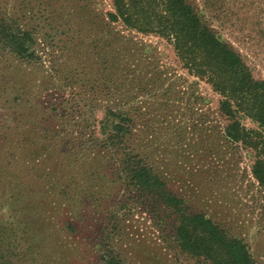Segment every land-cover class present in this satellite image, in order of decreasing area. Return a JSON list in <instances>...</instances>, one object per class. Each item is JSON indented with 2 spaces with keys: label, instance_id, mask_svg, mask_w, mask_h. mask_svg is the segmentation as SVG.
<instances>
[{
  "label": "trees",
  "instance_id": "1",
  "mask_svg": "<svg viewBox=\"0 0 264 264\" xmlns=\"http://www.w3.org/2000/svg\"><path fill=\"white\" fill-rule=\"evenodd\" d=\"M21 1L17 8H10L12 11L0 4L1 65L19 74L33 69L44 78L35 86L37 93L52 89L50 94L62 99L49 96L47 103L40 101L30 108L27 89L23 85L10 86V76L0 74L4 81L0 86V264H52L53 252L47 254L36 244V234L20 218L24 212L42 211L36 202L39 194L52 195V207L55 191L63 196L72 193L66 199L75 197L72 206L81 212L87 198L101 200L110 184L116 188L109 211L119 220H112L109 228H118L124 216L138 209L147 212L157 229L156 238L167 249L176 248L207 264H253L243 241L229 234L211 215L193 210L172 192L142 152V145L134 141L137 120L144 115L138 106H133L136 91H148L160 74L155 69L148 74L127 66L130 56L141 53L131 31L163 39L186 74L205 82L217 94L215 112L220 121L203 115L198 120V131L216 136L235 155V160L243 156L248 160L252 178L249 183L264 200V79L253 78L239 53L212 28L215 0H110L111 9L100 16L98 36L95 34L91 45H87L92 51L90 68L101 66L100 76L90 78H85L87 70L82 65L69 62L62 51L71 41L69 34L76 33L81 42L86 39L79 38L86 36L79 33L83 27L90 30L89 25L72 28L71 21L78 10L90 15L88 4H80L79 0ZM58 30L66 33L57 38L60 46L54 43ZM124 30L128 32L125 34ZM61 79L66 86L73 84L66 89L67 95L62 94L65 85L58 83ZM85 85L87 100L79 104L82 99L74 101L77 92L73 90ZM13 89L16 92L11 97L9 92ZM96 105L103 109L102 116L98 120L84 117L86 132H81V124L75 123L69 112L74 110L75 117L80 118V109L88 106L86 111L91 116ZM37 114L45 124L38 132L34 129L38 122L24 117L33 119ZM42 114L45 116L41 118ZM243 120L251 125L246 126ZM188 127L190 124H184L181 130ZM34 131L40 135L46 132L40 136L43 142L29 136ZM61 143L62 154L72 153L71 163L80 172L65 184L56 183L53 172L55 160L64 159L58 152ZM52 156L55 158L50 165L41 170L40 165ZM82 165L87 168L82 169ZM89 176L94 181L98 178L99 184L84 180ZM21 180H26V185ZM39 181L46 183L44 191L38 190ZM97 239L98 243L89 248L97 253L98 264H120L114 248L101 244L103 236Z\"/></svg>",
  "mask_w": 264,
  "mask_h": 264
},
{
  "label": "rangeland",
  "instance_id": "2",
  "mask_svg": "<svg viewBox=\"0 0 264 264\" xmlns=\"http://www.w3.org/2000/svg\"><path fill=\"white\" fill-rule=\"evenodd\" d=\"M18 2L22 3L21 0H0V4L9 9L17 8ZM83 2L88 4L91 13L85 15L78 10L71 21L72 28L77 24L82 28L87 23L91 33H88L89 29L82 28L83 31L79 34L86 36L79 38H86L83 42L76 38V33L69 34L71 41L66 43V50L62 51L63 57L69 62L82 65L87 70L85 78H90L95 74L100 76L101 66L97 64L90 68L92 51L87 45L95 34L98 36L101 27L100 16L104 11L111 9V1L79 0L80 4ZM212 6L216 8L215 12L212 11L210 19L212 28L239 53L253 78L264 79V0H215ZM113 26L123 29L119 25ZM127 32L124 30L125 34ZM65 34L64 30L56 31L54 38L56 46L62 44L57 38H63ZM131 34L135 46L141 49V53L130 56L127 66L148 74H152L155 69L160 74V78L153 86H148V91H136L133 106H138V110L143 111L144 115L137 120L139 125L136 128L134 141L137 140V143L142 145V152L148 155L152 166L172 192L181 196L190 208L206 212L213 220L225 226L224 229L229 234L240 238L246 245L253 264H264V206L262 205L264 200L249 183L252 178L249 174L248 160L244 156L240 160H235V155L231 154L216 136L206 135L209 131L204 133L205 135L198 131V120L203 115L209 120L220 121L215 112L217 94L212 92L205 82L186 74L177 63L171 47L163 39L153 34L133 31ZM1 63L0 60V74L10 76L13 82L10 86L15 88L23 85L24 90L27 89L26 92L30 93V108L40 101L47 103L49 96L58 97L57 94L54 96L50 94L52 89L45 93H37L35 86L44 79L40 73L28 68L27 72L19 74L15 70L6 69ZM3 82L0 79V86ZM58 83L66 84L63 79ZM69 86L72 87L73 84L65 85V90L70 88ZM65 90H62L64 92L62 94L67 95L69 90L66 92ZM87 90L86 85L80 86L79 90L74 89L73 91L77 92L73 97L74 101L82 99L79 100V104L86 103ZM15 92L14 89L10 91V96L12 97ZM58 98L62 99L61 96ZM98 106L93 108L91 116L86 111L89 109L88 106L82 107L81 119L79 116L75 117L77 112L74 110L69 112L74 122L81 124V132H86L84 117L87 120L91 117L98 120L102 116L103 109ZM42 116L45 114L40 117ZM24 117L38 122L37 126L40 128L34 127L37 132L45 125L38 114L33 119L30 116ZM243 123L246 126L251 125L247 120H243ZM184 124H190V127L184 129L185 131L181 130ZM44 134L46 132L42 131L41 135L45 136ZM31 135L38 137V141H44L40 139V134H35V131L29 136ZM62 146L63 143L58 148L60 155ZM48 148L46 147V152ZM62 156L64 159L59 161L56 159L53 167V172L56 174L54 180L59 184L71 182L74 174H80L75 170L77 166L74 167L71 163L72 153L66 152ZM53 158L55 156H52L46 164H39L41 170L43 166H49ZM17 168L18 165L14 169ZM85 168L87 165H82V169ZM84 180L93 182V185L99 184L98 178L94 181L89 176ZM21 181L26 185V180ZM44 183L39 181L38 190H45L46 183ZM35 185L37 186L36 183ZM110 185L101 200L93 201V197L87 198L84 202L85 208L81 212H76L72 206L75 197L70 199L71 201L66 199L70 198L72 193L63 196L56 194L55 191L56 200L52 207L49 199L53 196L46 197L45 193L43 196L39 194L36 202L41 206L42 211L39 214L35 213L36 215L24 212L20 216L28 229L36 234V244L40 245L47 254L53 252L55 257H50L52 264H98L97 253L89 247L98 243L97 238L100 236H103L101 244L107 243L114 248L120 264H207L200 257L181 252L176 248L167 249L156 238L157 229L153 228L145 211L137 209L124 216L118 228H109L112 220H119L109 211L116 188L113 184ZM58 186L57 184L56 188ZM12 206L15 208L17 205ZM8 208L10 209L11 206ZM18 211L16 208L15 213L18 214ZM7 215L8 213L3 217L6 218ZM30 220L32 222H29Z\"/></svg>",
  "mask_w": 264,
  "mask_h": 264
}]
</instances>
